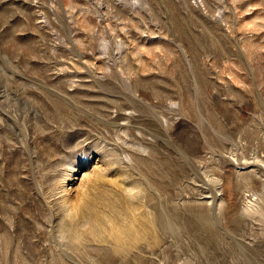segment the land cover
Wrapping results in <instances>:
<instances>
[{
  "label": "rangeland",
  "instance_id": "374dc122",
  "mask_svg": "<svg viewBox=\"0 0 264 264\" xmlns=\"http://www.w3.org/2000/svg\"><path fill=\"white\" fill-rule=\"evenodd\" d=\"M0 264H264V0H0Z\"/></svg>",
  "mask_w": 264,
  "mask_h": 264
},
{
  "label": "bare ground",
  "instance_id": "6f19581e",
  "mask_svg": "<svg viewBox=\"0 0 264 264\" xmlns=\"http://www.w3.org/2000/svg\"><path fill=\"white\" fill-rule=\"evenodd\" d=\"M85 216H86V215H85ZM89 216H90V214H88V217H89ZM89 220H90V224H92L93 221H92L91 219H89ZM124 239H125V238H124ZM127 239L129 240V238H127ZM123 241H124V240H123V238L121 237L120 240H119V243H118V244H122V243H124ZM129 241H130V240H129ZM129 241H128V242H129ZM131 241H132V240H131ZM135 241H136V240H135ZM128 242H127V243H128ZM136 242H137V241H136ZM137 243H138V242H137ZM137 243H136V244H137ZM122 245H123V244H122ZM134 245H135V244H134Z\"/></svg>",
  "mask_w": 264,
  "mask_h": 264
}]
</instances>
